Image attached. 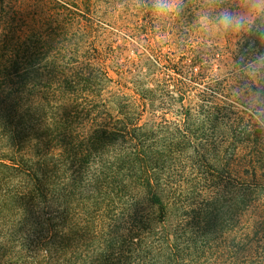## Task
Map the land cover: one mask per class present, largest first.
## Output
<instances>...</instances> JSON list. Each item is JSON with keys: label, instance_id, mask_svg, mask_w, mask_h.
Here are the masks:
<instances>
[{"label": "trees", "instance_id": "16d2710c", "mask_svg": "<svg viewBox=\"0 0 264 264\" xmlns=\"http://www.w3.org/2000/svg\"><path fill=\"white\" fill-rule=\"evenodd\" d=\"M218 1L220 11L238 13L240 0ZM207 3L181 0L162 18L146 9L143 31L168 20L177 59L211 68L217 49L203 59L184 38L194 25L217 26L219 11L201 22ZM108 17L101 0H0V264L187 262V193L177 173L193 162L191 138L203 129L189 120L194 79L174 75L180 65L150 42L149 63H167L173 74L155 76L153 65L137 77L123 58L140 46L113 42L109 28L123 19L110 26ZM219 28L220 63L230 72L223 93L250 86L264 99V70L247 69L264 55V17L251 31ZM261 112L245 133L264 135ZM227 116L220 122L233 123ZM252 152L220 157L212 193L220 187V257L243 250L264 264V141Z\"/></svg>", "mask_w": 264, "mask_h": 264}, {"label": "rangeland", "instance_id": "374dc122", "mask_svg": "<svg viewBox=\"0 0 264 264\" xmlns=\"http://www.w3.org/2000/svg\"><path fill=\"white\" fill-rule=\"evenodd\" d=\"M106 3L109 24L113 17H121L123 23L115 24L110 27L112 34L111 40L117 44H133L140 48L130 49L123 58V61L130 63L133 71L136 67V76L146 77L150 74L149 70L153 67L152 73L155 76L172 75L167 71L168 64L158 63L150 64L152 58L145 55L143 48L150 42L151 44L161 43L164 47V55L168 60H175L174 75L181 77L189 76L194 79L189 83V100L187 106L190 109V124H201L203 129L201 133L191 138L192 144L188 150V156L193 160L187 171H179L178 176L182 177V189L186 191L185 207L188 214L187 224L189 225L188 244L190 247L186 264H255L251 262L249 254L240 250L232 258L228 255L220 257V187L216 194L212 193V177L220 178V157L249 156L252 155V149L258 143L264 141V135L256 133H245L243 129L250 125L251 119H257L258 111L264 113V101L262 97L256 95L250 86H235L232 93L224 94L222 84L226 78V71L220 63V45L224 41L220 37L219 26L210 29L200 30L194 25L193 28L186 31L184 38L187 39V45L192 49L196 56L208 59L212 49H217V61L211 62V68L192 61L188 57L186 61L181 62L174 54L171 42H176L178 36L176 32L169 28V21L155 24L154 28L144 32L145 20L142 11L152 10V0H101ZM241 2V0H240ZM113 4L114 7H110ZM105 5V4H104ZM220 12V1L214 0L213 3H207L202 8V15ZM141 12L140 14H138ZM245 12L241 6L238 13ZM151 14L152 11H151ZM112 17V19H111ZM162 18V17H160ZM258 20L256 18L254 22ZM115 23V20H113ZM165 27L164 31H161ZM214 42V43H213ZM219 57V58H218ZM135 65H139L135 66ZM156 67V68H155ZM129 69L126 68L127 72ZM188 78V77H187ZM204 78V79H203ZM203 80V81H200ZM226 98V111L222 103ZM203 105L204 111L200 116V107ZM176 111L177 108H173ZM221 115L227 114V117L233 119V123L220 122ZM176 114L172 112V116ZM264 122V119L262 120ZM258 120V124L263 123ZM240 123V125L238 124ZM261 125V124H260ZM232 130L237 133L236 140H228L224 136L225 132L232 135ZM264 130V128H263ZM249 131H254L253 129ZM193 136V134H192ZM191 136V137H192ZM233 142L238 143V148L232 152L229 147ZM262 173H260L261 175ZM216 226H218L216 228ZM203 232H201V231Z\"/></svg>", "mask_w": 264, "mask_h": 264}, {"label": "clouds", "instance_id": "9594fccd", "mask_svg": "<svg viewBox=\"0 0 264 264\" xmlns=\"http://www.w3.org/2000/svg\"><path fill=\"white\" fill-rule=\"evenodd\" d=\"M214 0H209L213 3ZM181 0H152L151 8L153 15L157 18L166 16L169 13L179 11ZM240 6L245 9V12L237 13L228 9L220 11L215 17L211 19L214 23L222 27L224 30H242L248 28L251 31L254 20L256 18L264 17V0H241ZM210 19L206 13L201 17V22L206 23ZM264 38V32H260ZM247 69L253 75L264 70V55L256 57L254 61L247 65Z\"/></svg>", "mask_w": 264, "mask_h": 264}]
</instances>
